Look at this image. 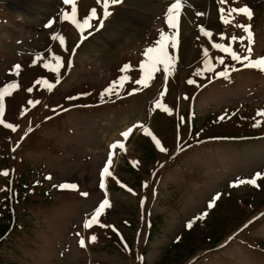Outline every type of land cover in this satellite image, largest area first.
I'll return each instance as SVG.
<instances>
[{
    "label": "rangeland",
    "instance_id": "obj_1",
    "mask_svg": "<svg viewBox=\"0 0 264 264\" xmlns=\"http://www.w3.org/2000/svg\"><path fill=\"white\" fill-rule=\"evenodd\" d=\"M173 2L121 0L105 17L102 0H77L81 23L97 10L81 33L63 19V0H0V90L19 85L2 117L16 130L0 124V264H264V72L213 47L264 56V0H184L178 34L166 22ZM240 7L250 19L228 15ZM237 24L250 26L251 53ZM161 33L176 35V48L165 41L174 67L158 65L142 87L145 50ZM54 56L59 73L44 67H55ZM226 68L229 77H218ZM109 155L106 193L99 176ZM257 172L258 186H230ZM105 197L111 207L85 228Z\"/></svg>",
    "mask_w": 264,
    "mask_h": 264
},
{
    "label": "snow or ice",
    "instance_id": "obj_2",
    "mask_svg": "<svg viewBox=\"0 0 264 264\" xmlns=\"http://www.w3.org/2000/svg\"><path fill=\"white\" fill-rule=\"evenodd\" d=\"M100 2H101V0H97V3H100ZM102 2H103V7H104V16L107 17L110 15V12L108 11L109 4H118L121 2V0H102ZM223 2H226V0H222V3ZM63 3L65 5L71 6V12L70 13L69 12L63 13V19L64 20L70 21L72 24H74L75 27L77 29H79L81 33L84 32L85 28L91 27V24L89 22L92 19L96 18V16H97V10L95 8L91 9L90 14L86 18H84L83 22L81 23L76 18L77 17V0H63ZM183 6H184V0H174V2L169 6V8L167 10L166 22L170 28L177 29V34H178L179 17L181 15V10H182ZM222 11H223V9H222ZM233 13L244 15V16L248 17L249 19L251 18V15H252L251 11L247 7L231 8L228 10L229 16H231ZM225 23H230V21L228 19H225ZM46 26L51 27V22ZM236 26L242 28L243 31L247 34L248 46H247L246 51L248 53H251L252 52L251 45L253 42V37H252V32H251L250 26L243 25V24H237ZM201 31L203 32V35H205V36L211 35L209 32H207L204 29H201ZM81 38L83 39L84 37L82 36ZM52 39L53 40L58 39L60 41L61 45L64 44V38L62 36H55L54 35L52 37ZM232 39L236 40L237 37H232ZM165 41H170V46L172 48H176V46H177L176 35H173L172 37H167L163 33H161L160 39L157 41V47H149L148 49L145 50L144 54H145V56L149 57V60L151 62L147 66L148 71H147L146 76H143L141 79L136 80L135 81L136 84L141 85L142 87H148L149 86L148 81H150L153 78V73L160 70V68L158 67V65H160V64L163 65V70L166 74L169 73V71L174 67L175 57L170 55L169 52L166 50ZM213 47L218 48L220 51L227 53L228 55L231 56L232 60L242 63L243 67H245V68H255V69H258V70L264 72V56L257 58V59L252 58L250 55H245L242 57L238 53L233 51L230 47H227V46H224L221 44H214ZM204 55H205V57L208 56V53L206 50H205ZM53 59L56 61V65L54 68L51 67V65L49 63L44 64V67L49 68L51 71L59 73V69L63 66V64L61 63V57L54 56ZM219 63L224 64L223 58H221L219 60ZM129 67H130L129 65H125L124 68L121 69V71H126L129 69ZM140 67H141V70L144 71L146 68V65L144 63H142L140 65ZM14 68L16 70V74L19 75L20 65H15ZM208 70L213 71V69L211 67H209ZM232 70L238 71L239 69L234 68ZM229 75H230V73H229L227 68L224 71L217 73L218 77L228 78ZM126 79H127V77H121L122 82ZM188 83L192 84V83H194V81L188 80ZM120 86H122V84ZM18 87H19L18 84H10L6 88L0 90V124H2L5 128H9L13 131L16 130V127L11 123H5L4 120L2 119V117L4 115V98L6 95H11V92H9V90H8L9 88L15 89ZM52 87H54V85H52V84L48 85L49 90H51ZM27 91L31 92L32 89L29 88V89H27ZM105 92L107 94L111 95L113 93V88L109 87L108 89L105 90ZM134 92H135V90H134ZM134 92L130 93V95L134 94ZM162 95H163V93H162ZM69 99H76V97H69ZM28 103L30 105L35 106V104L39 103V101L29 100ZM157 107L162 108V110L171 114V110L168 109L167 107H165L164 105L157 103ZM258 115L264 116V111L258 112ZM219 119L223 120L224 117L221 116ZM253 126L259 127L260 121H257ZM132 131H133V129L129 128L127 131H124L121 135L125 139H127L128 136L132 133ZM145 135L151 136L152 134L147 129H145ZM152 139L155 141L156 146L158 148H160V151H162V152L166 151L165 148L161 147L160 141L158 139H156L155 136H152ZM117 147L123 148L124 145H123V143H120L118 145L117 144L112 145V148H117ZM111 164H112V156L109 155L107 163L101 172V179H100V185H99L101 189L105 188L104 178L112 175L111 172L109 171ZM2 174L4 176L9 175V173L7 171L3 172ZM261 177H262V174L260 172H257V173H255L253 178L247 179V180L240 179V180L234 182L230 186L236 187V186L243 185V184H250L253 186H258L257 180L260 179ZM46 179H51V177L50 176L46 177ZM59 187L62 189L70 188L73 190H75L77 188V186L75 184H61V185H59ZM129 191H131V189H129ZM80 195L87 196L88 193L87 192H81ZM219 199H220V194H217L208 203L207 207L213 208L215 206L216 201ZM108 207H111V204H110L109 200L105 197L102 200V202L99 204V206L95 209V213L92 216V218L84 224V227L90 228L92 226V224L99 223L98 218L103 213V210L108 208ZM207 214H208L207 212H204L201 216L197 217L196 219H203L205 216H207ZM194 222L195 221H190L187 224V227L191 228L193 226ZM100 227H111V226L100 224ZM113 231H116V230L113 228ZM77 235H79V233H77ZM90 239L94 243L96 241L97 237L92 236ZM79 244L81 247H85L84 239H80ZM125 248H127V245H125ZM139 259L143 260L142 257H140Z\"/></svg>",
    "mask_w": 264,
    "mask_h": 264
},
{
    "label": "bare ground",
    "instance_id": "obj_3",
    "mask_svg": "<svg viewBox=\"0 0 264 264\" xmlns=\"http://www.w3.org/2000/svg\"><path fill=\"white\" fill-rule=\"evenodd\" d=\"M251 2H252V3H251L252 6H254V2H255V0H251ZM255 4H256V3H255ZM218 25H219V24H218ZM211 26H212V25H211ZM213 31H214V29H212V30L210 31V33H213ZM107 191H108V190H107ZM107 191H106V192H107Z\"/></svg>",
    "mask_w": 264,
    "mask_h": 264
}]
</instances>
